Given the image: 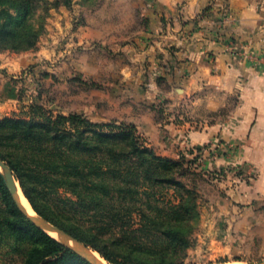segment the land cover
Masks as SVG:
<instances>
[{"label":"rangeland","instance_id":"obj_1","mask_svg":"<svg viewBox=\"0 0 264 264\" xmlns=\"http://www.w3.org/2000/svg\"><path fill=\"white\" fill-rule=\"evenodd\" d=\"M58 1L43 11L45 28L35 48L0 50L9 64L0 76V119L29 117L39 104L54 115L76 112L94 122L134 126L158 155L181 161L180 180L194 193V244L183 264L264 261V194L256 190L255 168L232 160L241 146H167V80L141 47L149 26L146 1ZM236 99L231 96L208 120L226 116ZM154 123L162 128L157 135L147 133L155 131ZM159 191L164 205L189 193L174 185ZM30 244L3 235L0 264H21L20 251Z\"/></svg>","mask_w":264,"mask_h":264},{"label":"trees","instance_id":"obj_2","mask_svg":"<svg viewBox=\"0 0 264 264\" xmlns=\"http://www.w3.org/2000/svg\"><path fill=\"white\" fill-rule=\"evenodd\" d=\"M57 3L0 0V50L35 48L43 11ZM0 157L40 215L112 264H183L194 244L196 200L180 180L181 161L158 155L134 126L33 104L29 117L0 119ZM171 185L188 195L161 204L159 188ZM0 198V240L31 243L21 264H93L29 220L1 173Z\"/></svg>","mask_w":264,"mask_h":264},{"label":"crops","instance_id":"obj_3","mask_svg":"<svg viewBox=\"0 0 264 264\" xmlns=\"http://www.w3.org/2000/svg\"><path fill=\"white\" fill-rule=\"evenodd\" d=\"M145 1L141 47L167 80V146H241L232 160L255 168L264 194V0ZM7 66L0 52V76ZM233 95V109L209 121Z\"/></svg>","mask_w":264,"mask_h":264},{"label":"water","instance_id":"obj_4","mask_svg":"<svg viewBox=\"0 0 264 264\" xmlns=\"http://www.w3.org/2000/svg\"><path fill=\"white\" fill-rule=\"evenodd\" d=\"M0 173L2 174L5 183L12 194V197L20 208V210L27 216L29 220H31L34 224H36L39 228L43 229L44 231L48 232L50 235L55 237L57 240L61 241L67 247L72 248L84 258L89 260L93 264H105L101 261L95 251L87 246L84 242L78 240L70 233H68L65 229L61 228L60 226L52 223L44 216L40 215L32 206L33 212H30L27 207L23 204L21 199V194L19 188H21L19 181L16 179L14 171L11 167L7 164L0 157ZM191 264H206V263H191ZM246 264H264V261L261 262H251Z\"/></svg>","mask_w":264,"mask_h":264},{"label":"bare ground","instance_id":"obj_5","mask_svg":"<svg viewBox=\"0 0 264 264\" xmlns=\"http://www.w3.org/2000/svg\"><path fill=\"white\" fill-rule=\"evenodd\" d=\"M20 190V194H21V199H22V202L23 204L27 207V209L30 211V212H33V208L29 202V200L27 199V197L24 195L23 191L21 188H19ZM95 254L97 255V257L103 261L105 264H111L109 263L107 260H105L98 252L95 251Z\"/></svg>","mask_w":264,"mask_h":264}]
</instances>
